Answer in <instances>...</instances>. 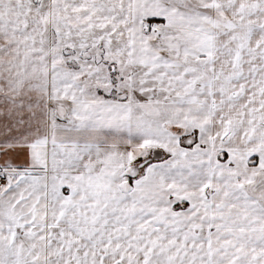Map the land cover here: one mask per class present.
Returning <instances> with one entry per match:
<instances>
[{
  "label": "snow or ice",
  "instance_id": "1",
  "mask_svg": "<svg viewBox=\"0 0 264 264\" xmlns=\"http://www.w3.org/2000/svg\"><path fill=\"white\" fill-rule=\"evenodd\" d=\"M0 264H264V0H0Z\"/></svg>",
  "mask_w": 264,
  "mask_h": 264
}]
</instances>
